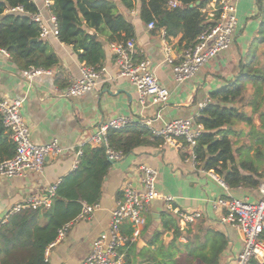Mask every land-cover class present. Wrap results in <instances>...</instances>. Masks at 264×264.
Wrapping results in <instances>:
<instances>
[{
    "label": "crops",
    "instance_id": "1",
    "mask_svg": "<svg viewBox=\"0 0 264 264\" xmlns=\"http://www.w3.org/2000/svg\"><path fill=\"white\" fill-rule=\"evenodd\" d=\"M33 1L39 9L43 8L44 0ZM231 2L235 5L239 20L233 44L181 85L175 82L173 67L166 61L163 36L166 30L158 27L149 30L147 23L140 17V5L127 10L128 18L135 27L133 38L136 41V58L150 60L151 69L170 91L168 103L160 106L154 104L143 107L134 84L127 78L118 77L115 54L110 49L107 36L101 37L104 40L105 52L101 65L106 67L105 75L95 89L80 96L62 97L58 95V91L68 86L73 79L82 76L81 66L84 64L80 59L82 49L77 50L72 45L62 43L58 37L50 35L45 40L58 56L59 63L49 68L52 70L51 74L38 75L32 81L23 76V68L13 60V57L0 56V97L23 101L22 115L31 129L32 141L35 144L46 145L57 140L65 149L63 154L48 157L41 172L31 171L10 179L0 178V225L7 223L13 215L11 211L15 205L25 202L32 194H44L50 185L60 183L64 177L72 173L80 158L78 152L87 146L83 144L104 122L118 115H125L136 123L150 121L149 129L157 130L166 123V119L178 115L181 118L194 117L198 121L201 115L200 103L205 101H210L209 104L214 103V95L246 78V72H256L255 75L264 83L263 7L258 0ZM211 3L212 0H209L203 7L207 10L203 13L207 25L217 19L216 13H213L209 6ZM95 36L99 37V34ZM181 37L182 32L176 37L166 35L170 52L177 58L186 46L185 43H181ZM252 92L254 90L249 84L247 98ZM245 109L249 115H255L254 123L260 126L261 122L257 117L259 113H254L247 104ZM235 127L238 134L234 136V140L238 147L243 146L246 150L252 145L250 138L252 126L242 122ZM12 140L10 131L5 127L0 132V144L11 143ZM3 150L0 146V159L7 157ZM253 153L254 150H251V155ZM256 164L263 173L261 177L263 179L264 158ZM145 165L159 171L156 183L159 194L174 199L170 202L171 207L164 198L155 199L151 203L146 211L147 225L140 238L144 240V244L139 249L148 247L147 239L156 228L163 230L161 239L164 243L165 234L168 231L174 232L173 225L171 229H164L163 224L168 220L164 215H172L174 223L181 227L175 210L199 209L202 211V217L189 230L194 234L208 230L225 234L228 243L221 254L220 264L234 263L243 249L242 233L224 220L225 213L217 211L213 201L228 195L257 201L261 197L258 187L240 186L226 189L218 180L185 161V153L180 148L162 141L147 142L132 153L112 162L99 200L102 209L92 217L72 224L66 237L50 249L48 264H80L88 256L94 239L108 230L110 210L116 206L124 189L131 185L138 191L144 190L142 167ZM220 178L223 180L221 176Z\"/></svg>",
    "mask_w": 264,
    "mask_h": 264
},
{
    "label": "trees",
    "instance_id": "2",
    "mask_svg": "<svg viewBox=\"0 0 264 264\" xmlns=\"http://www.w3.org/2000/svg\"><path fill=\"white\" fill-rule=\"evenodd\" d=\"M180 1V6L169 8V0H53L52 11L59 22V40L77 50L82 49V62L96 67L105 57L101 37L107 36L109 42L133 37L135 27L127 10L138 5L145 23L156 21L158 28L166 30L167 37H176L182 32L181 43L194 44L207 26L201 9L209 0ZM258 2L264 12V0ZM18 5H24L29 12L38 9L33 0H0V48H7L23 69L56 66L58 56L47 41L40 38L39 28L30 21L29 15L6 11ZM246 73V78L214 95L215 102L202 110L198 119L204 125L197 149L202 165L207 170H214L234 188H257L263 177L256 162L264 158V83L256 72ZM249 84L254 92L247 98ZM238 103L244 105L238 106ZM246 104L254 113H259L260 126L255 125V115L248 114ZM242 122L252 126V145L246 150L243 146L238 147L234 140L238 134L235 126ZM4 129L0 117V132ZM107 139L111 148L124 155L147 142L163 141L151 129L140 125L110 129ZM0 146L2 150L5 148L3 151L7 156L0 162L14 156L16 144L13 140ZM251 150H254L253 155ZM111 166L104 145L84 147L78 166L58 183L51 208L24 209L11 215L7 223L0 226V264H48L46 251L57 239L59 229L78 217L84 203L99 202ZM164 217L168 218L164 220V229L175 226V238L165 244L161 239L163 230L156 228L147 239L148 247L139 249L136 243L127 249L123 264H220L221 254L228 243L225 234L209 230L197 234L187 230L184 233L179 224L174 223L172 215ZM182 236H185L183 242ZM249 264H264V260L252 259Z\"/></svg>",
    "mask_w": 264,
    "mask_h": 264
},
{
    "label": "built area",
    "instance_id": "3",
    "mask_svg": "<svg viewBox=\"0 0 264 264\" xmlns=\"http://www.w3.org/2000/svg\"><path fill=\"white\" fill-rule=\"evenodd\" d=\"M211 2V1H210ZM53 0H44L42 9L26 11L24 5H18L7 9V12L27 13L30 21L39 28V36L47 39L50 35L59 38V22L56 14L52 11ZM181 5L178 0H171L170 8ZM211 11L216 13L217 19L207 25L198 35L192 45L184 46L182 53L177 58L170 52V47L165 40L166 61L170 63L174 71V80L178 85L186 83L193 78L200 69L209 61L219 55L222 51L231 47L239 25L235 5L231 0H212L209 5ZM205 7V6H204ZM47 11V12H46ZM207 12L206 8L201 9ZM149 30L157 28L156 21L147 24ZM135 38L131 37L124 41H112L110 49L115 54L118 67V77L129 79L136 87L139 101L143 107L154 104H166L170 98V91L165 87L151 69V61L148 59L138 60L136 58ZM0 56L12 57L7 48H0ZM82 76L73 79L68 86L59 89L58 95L62 97L80 96L95 89L103 79L106 67H96L87 64L81 66ZM51 74L52 70L37 66L22 69L23 76L32 81L41 74ZM210 101L200 103L201 111ZM23 101L20 99L0 97V117L4 126L10 131L11 137L16 144V152L13 157L0 162V178H14L27 172H41L46 159L63 154L65 149L55 140L46 145H38L32 141L31 129L22 115ZM150 127V121L134 122L125 115H118L100 125L98 130L92 134L84 145H104L111 161H116L124 155L121 151L111 148L108 144L107 133L110 129H125L129 126ZM153 134L161 137L166 144L180 148L185 153V161L194 167L206 172L210 177L218 180L226 189L230 186L220 178L214 170H207L202 165L197 149L199 139L204 132V125L194 117L172 119L166 122L160 129H151ZM82 154V150L78 155ZM79 160H77L76 167ZM143 191H138L131 185L127 186L116 206L110 210V223L108 230L102 232L94 239L91 251L80 264H123L127 249L138 242L143 229L147 225L146 211L151 203L158 198H164L171 207L173 197L162 196L156 190L159 171L149 165L142 167ZM58 183L50 185L44 194L35 193L25 202L15 205L11 214L18 213L24 209H49L57 192ZM258 189L261 197L257 201H249L228 195L217 198L213 206L217 211L225 213V221L234 225L243 236V249L236 257L233 264H249L252 259L264 260V178ZM99 202L94 204L84 203L78 217L59 229L57 239L50 244L46 251V262H48L50 249L63 240L70 226L82 219L92 217L101 210ZM181 227L184 233L202 217V211L194 209L191 211H178ZM1 226V225H0ZM125 230H130L127 233ZM185 240V236H182ZM124 249V251H122Z\"/></svg>",
    "mask_w": 264,
    "mask_h": 264
},
{
    "label": "water",
    "instance_id": "4",
    "mask_svg": "<svg viewBox=\"0 0 264 264\" xmlns=\"http://www.w3.org/2000/svg\"><path fill=\"white\" fill-rule=\"evenodd\" d=\"M82 19H83V17H82ZM35 40H38V39H35ZM112 162H114V161H112ZM174 237H175L174 233L171 231H168L165 234V238H164L165 244H167L169 241H171ZM143 244H144V240L139 239L137 242V248H140Z\"/></svg>",
    "mask_w": 264,
    "mask_h": 264
},
{
    "label": "rangeland",
    "instance_id": "5",
    "mask_svg": "<svg viewBox=\"0 0 264 264\" xmlns=\"http://www.w3.org/2000/svg\"><path fill=\"white\" fill-rule=\"evenodd\" d=\"M160 105H162V104H156L155 106H160ZM179 118H181L179 115L177 116V117H174V118H172V119H179ZM172 119H166V122H168V121H170V120H172ZM161 120H163V119H161ZM72 226V225H71ZM70 226V227H71ZM70 229V228H69ZM181 230V229H180ZM182 231V230H181ZM182 232H184V231H182Z\"/></svg>",
    "mask_w": 264,
    "mask_h": 264
}]
</instances>
